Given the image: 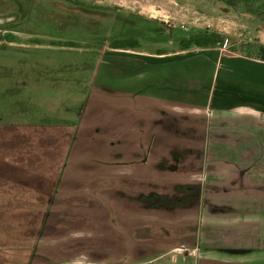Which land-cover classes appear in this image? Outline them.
Masks as SVG:
<instances>
[{
  "label": "crops",
  "instance_id": "0c3cea01",
  "mask_svg": "<svg viewBox=\"0 0 264 264\" xmlns=\"http://www.w3.org/2000/svg\"><path fill=\"white\" fill-rule=\"evenodd\" d=\"M149 2L90 4L163 44L86 48L70 89L31 85L56 95L41 116L0 126V214L30 217H0V264H264V61L180 47L183 24L230 37V7Z\"/></svg>",
  "mask_w": 264,
  "mask_h": 264
},
{
  "label": "rangeland",
  "instance_id": "374dc122",
  "mask_svg": "<svg viewBox=\"0 0 264 264\" xmlns=\"http://www.w3.org/2000/svg\"><path fill=\"white\" fill-rule=\"evenodd\" d=\"M131 1H150L149 3L155 6L161 2L167 7L169 3L190 4L193 13L200 12L197 14L199 21L203 20L204 13L212 14L202 7L204 1L217 3L215 0ZM90 2L91 0H0V126L28 123L33 120L32 117L41 116L47 109L43 100L56 98V95L47 84L33 87L31 85L54 79L65 84L66 88L63 89H70L67 87L69 78L66 76L79 74L76 67L84 55L82 51L86 48L94 47L102 40L107 43H115L118 40V43L126 46L145 49H149L153 42H165L163 35L154 36L149 33L148 22L129 16L125 19H109V15L100 12L99 8L92 7ZM230 8L233 11L230 16L232 22H224L222 18L216 20L232 31L230 37L219 33L222 37L219 47L254 56V47L264 45V0H237V4ZM227 10L228 8L225 9ZM215 15L222 16V13L216 12ZM215 27L212 25L202 29L217 32V29L223 26ZM255 27L262 31V36H249L250 31L257 32ZM150 29L158 33L157 28L152 26ZM160 29L162 30V27ZM178 29L184 36L191 32L190 26L186 24L178 26ZM117 33L122 34V37L117 39ZM250 38L251 40H248ZM168 44L170 47L175 46L174 42ZM70 64L72 67H66V70L64 68L62 71L51 72L52 67ZM78 83L79 80L76 85ZM76 91V88L71 89L73 95ZM58 92V96L64 94L65 97H75L62 89ZM3 200L5 197L0 195V204ZM0 217L4 223L13 225L17 220L19 225H25L24 221L30 220V217H20L4 211ZM3 257L0 254V260H3ZM161 263L170 264L169 259L165 257L156 262Z\"/></svg>",
  "mask_w": 264,
  "mask_h": 264
},
{
  "label": "trees",
  "instance_id": "16d2710c",
  "mask_svg": "<svg viewBox=\"0 0 264 264\" xmlns=\"http://www.w3.org/2000/svg\"><path fill=\"white\" fill-rule=\"evenodd\" d=\"M227 7H234L237 4V0H215ZM222 37L217 32H210L207 29L193 30L188 36L179 40L180 47L187 49L190 47L198 48H213L218 47ZM121 44L115 41L114 45ZM255 51L254 56L264 61V45H259L253 49Z\"/></svg>",
  "mask_w": 264,
  "mask_h": 264
}]
</instances>
